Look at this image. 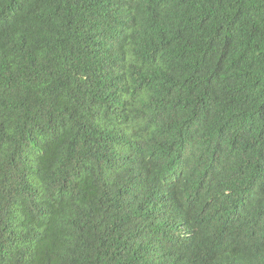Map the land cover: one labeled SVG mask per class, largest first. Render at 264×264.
I'll list each match as a JSON object with an SVG mask.
<instances>
[{"label": "trees", "instance_id": "trees-1", "mask_svg": "<svg viewBox=\"0 0 264 264\" xmlns=\"http://www.w3.org/2000/svg\"><path fill=\"white\" fill-rule=\"evenodd\" d=\"M0 264H264V0H0Z\"/></svg>", "mask_w": 264, "mask_h": 264}, {"label": "clouds", "instance_id": "clouds-1", "mask_svg": "<svg viewBox=\"0 0 264 264\" xmlns=\"http://www.w3.org/2000/svg\"><path fill=\"white\" fill-rule=\"evenodd\" d=\"M257 237H258V239H261L262 240V237L260 235H258Z\"/></svg>", "mask_w": 264, "mask_h": 264}]
</instances>
